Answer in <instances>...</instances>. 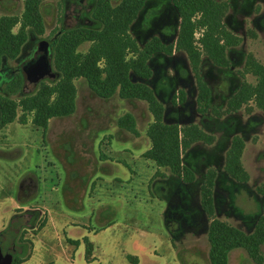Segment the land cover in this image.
Here are the masks:
<instances>
[{
	"label": "rangeland",
	"instance_id": "rangeland-1",
	"mask_svg": "<svg viewBox=\"0 0 264 264\" xmlns=\"http://www.w3.org/2000/svg\"><path fill=\"white\" fill-rule=\"evenodd\" d=\"M119 1L110 3L116 5ZM226 1L229 8L224 24L241 41L227 51L229 68L205 63L202 71L211 87L212 103L219 109L224 108L227 97L242 81L238 70L242 69L246 55L251 53L264 64V0ZM94 4L95 0H44L40 5L44 34L29 32L17 58L4 59L0 94H6L8 72L17 70L20 62L23 71L34 79L51 70L52 74L41 81L56 80L53 44L67 28H98L99 23L91 17ZM22 9V0H0V16H19ZM178 22L170 0H147L130 32L140 46L152 36L169 43L175 40ZM88 44L82 43L79 50L85 51ZM150 67L152 76L147 83L163 102L167 120L181 125L196 123L215 138L210 145L197 142L183 153L184 163L196 177L186 190L180 193L170 174L154 181H166V198L170 200L198 199V186L205 171L209 166L215 168V216L246 233L252 231L255 216L264 214V195L255 191L264 182V112L253 102H249L250 112L243 106L238 112L219 118L196 112L195 81L183 52L156 55ZM244 78L255 82L249 73ZM37 85L26 84L25 92H33ZM75 85L74 112L50 118L45 132L30 119L24 124L14 120L0 128V233L12 217L21 213L18 208H38L36 218H20V230L11 235L6 231L0 237L2 252H10L14 247L16 257L28 255L27 260L18 264H133L135 258L136 264H181L163 223L166 202L156 197L152 183L149 184L155 165L141 156L150 145L145 130L152 116L146 103L121 99L117 94L99 97L84 78L76 79ZM178 89L185 92V101L174 106L171 98ZM10 97L18 99L19 95ZM125 112L133 114L138 136L116 125L117 118ZM234 134L244 141L241 162L249 175L245 184L235 183L223 172L225 151ZM22 181L26 182L23 192ZM45 214L46 221L39 229ZM194 224L190 231L183 232L176 246L187 249L182 254L195 260L191 264H208L206 226L200 229L198 223ZM85 238L91 243L89 252ZM67 239H79L80 243L75 248ZM260 250L264 257V243ZM229 264L257 263L244 250L236 249L229 253Z\"/></svg>",
	"mask_w": 264,
	"mask_h": 264
},
{
	"label": "trees",
	"instance_id": "trees-1",
	"mask_svg": "<svg viewBox=\"0 0 264 264\" xmlns=\"http://www.w3.org/2000/svg\"><path fill=\"white\" fill-rule=\"evenodd\" d=\"M43 1L22 0L23 9L19 16H0V68L4 59L17 58L29 32L34 35L44 34L45 26L40 10ZM146 1L120 0L112 5L110 0H95L91 17L100 26L67 28L59 33L53 44L52 66L54 75H58L56 80L50 83L41 81L44 76L52 74L51 70L34 79L23 71L22 62L17 70L8 72V80L4 84L6 94H0V128L14 120L24 124L30 119L34 126L45 132L50 118L74 112L77 91L75 80L78 78H84L88 87L99 97L108 98L117 94L121 99L144 101L152 120L145 130L150 145L141 156L156 165L149 184L152 183V191L156 197L166 202L162 214L163 223L177 249L180 263L191 264L195 261L190 255L183 256L182 253H186L187 249L176 246L184 235L183 232L194 228L195 222L200 229L203 225L206 226L208 264H229V253L236 249L244 250L252 261L262 264L264 257L260 247L264 243V214L255 216L253 229L248 233L217 218L214 188L218 172L215 168L209 166L205 171L198 186V199L181 198L176 202L177 200L166 198L168 186L162 179L169 177V174L176 179L180 193L196 181L194 171L183 161V153L197 142L210 145L215 138L196 123L181 125L168 121L163 102L158 99L147 80L152 76L150 61L154 56H171L175 51L183 52L195 81L196 112L201 115L211 113L219 118L234 114L243 106L250 112L252 106H249V102H253L264 112V64L248 53L242 69L238 70L242 81L227 97L224 108H216L211 100V87L202 71L205 63L218 68H229L227 51L241 41L239 36L226 28L223 21L229 3L226 0H170L179 17L175 40L165 43L159 37L152 36L140 46L132 36L130 27ZM84 42L89 43L88 47L85 51H80L79 46ZM247 73L255 77L254 83L245 80ZM31 82L38 85L33 92L26 93V84ZM17 94L18 99L10 97ZM184 101L185 92L178 89L171 98V104L176 106ZM116 125L135 136L139 135L135 118L130 112L120 115ZM243 148L242 137L234 134L224 155L223 172L238 184H245L249 179L241 162ZM157 178L162 179L154 181ZM255 191L264 195V182L256 186ZM18 209L21 213L16 218H11L0 237L7 232L11 235L20 230V218H36L38 213L36 209ZM45 221L46 218L43 217L39 229ZM1 243L2 239V249ZM14 253L15 251L12 253V264L28 258V255L16 257ZM128 258L131 260L130 256ZM135 259L133 264H136Z\"/></svg>",
	"mask_w": 264,
	"mask_h": 264
},
{
	"label": "crops",
	"instance_id": "crops-1",
	"mask_svg": "<svg viewBox=\"0 0 264 264\" xmlns=\"http://www.w3.org/2000/svg\"><path fill=\"white\" fill-rule=\"evenodd\" d=\"M7 125V124H6ZM6 125H4L3 127H5ZM2 127V128H3ZM146 150V149H145ZM153 162V161H152ZM154 163V162H153ZM155 165V164H154ZM155 169H156V165L154 166V169H153V172L155 171ZM153 174V173H152ZM23 182V184H26V182L25 181H22ZM22 182H21V184H22ZM33 188L35 189V185L33 186ZM20 190H21V192H23V189H22V186L20 185ZM43 207V206H42ZM23 209V208H22ZM33 209H38V208H33ZM24 210V209H23ZM25 210H27V209H25ZM45 218H46V214H45V216H44ZM67 240H69V241H71L70 243L72 244V245H74V247L76 248V246L77 245H79V243H80V241H79V239H67ZM84 243H85V249H86V252H89V248L91 247V243L89 242V240L87 239V238H85L84 240ZM131 257V256H130ZM28 259V258H27ZM26 259V260H27ZM25 261V260H24ZM23 262V261H22ZM21 263V262H20ZM133 263V262H132Z\"/></svg>",
	"mask_w": 264,
	"mask_h": 264
},
{
	"label": "water",
	"instance_id": "water-1",
	"mask_svg": "<svg viewBox=\"0 0 264 264\" xmlns=\"http://www.w3.org/2000/svg\"><path fill=\"white\" fill-rule=\"evenodd\" d=\"M25 80H29V78H25ZM0 264H12V254H3L0 249Z\"/></svg>",
	"mask_w": 264,
	"mask_h": 264
},
{
	"label": "flooded vegetation",
	"instance_id": "flooded-vegetation-1",
	"mask_svg": "<svg viewBox=\"0 0 264 264\" xmlns=\"http://www.w3.org/2000/svg\"><path fill=\"white\" fill-rule=\"evenodd\" d=\"M23 185H24V184H23V182H22V184H21L22 189H23ZM0 249H1V248H0ZM1 251H2V249H1ZM14 251H15L14 248L11 247V248H10V252H6V251H5V252H2V253H3V254H6V253H10V254H12ZM12 260H13V256H12Z\"/></svg>",
	"mask_w": 264,
	"mask_h": 264
}]
</instances>
